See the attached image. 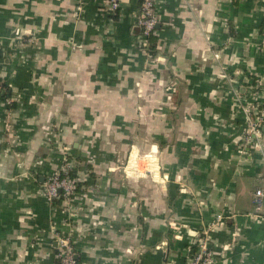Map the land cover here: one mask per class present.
Here are the masks:
<instances>
[{
	"label": "crops",
	"instance_id": "1",
	"mask_svg": "<svg viewBox=\"0 0 264 264\" xmlns=\"http://www.w3.org/2000/svg\"><path fill=\"white\" fill-rule=\"evenodd\" d=\"M139 5L0 0V264H57L60 236L78 264H187L207 228L214 264H264V0H156L152 55Z\"/></svg>",
	"mask_w": 264,
	"mask_h": 264
},
{
	"label": "built area",
	"instance_id": "2",
	"mask_svg": "<svg viewBox=\"0 0 264 264\" xmlns=\"http://www.w3.org/2000/svg\"><path fill=\"white\" fill-rule=\"evenodd\" d=\"M110 12H116L120 6V0H102ZM158 22L156 13V0H140L136 17V26L141 30L142 36L154 32ZM246 128L244 140L251 143L253 151L259 152L262 141V125L264 124V109L254 110L247 106L244 109ZM68 166L61 173L48 175L43 182L44 195L49 199H68L75 191L74 180L67 175ZM254 216L264 217V184L256 186L252 192V209ZM220 217H217V221ZM215 221V222H217ZM211 223L209 227L212 226ZM209 230V228H207ZM203 229L195 235L190 246V255L187 264H214V256L208 245V232ZM55 258L57 264H78L74 248L68 236H60L56 242Z\"/></svg>",
	"mask_w": 264,
	"mask_h": 264
},
{
	"label": "trees",
	"instance_id": "3",
	"mask_svg": "<svg viewBox=\"0 0 264 264\" xmlns=\"http://www.w3.org/2000/svg\"><path fill=\"white\" fill-rule=\"evenodd\" d=\"M156 29V28H155ZM154 29V30H155ZM135 33L136 34H140L141 35V30H140V28L138 27V26H136V24H135ZM156 34H155V31L154 32H152V33H150L149 35H147V36H143V37H145V39H146V45H144V46H146L147 47V52L150 54V55H152V54H154V48H155V40H156V36H155ZM3 92V93H2ZM7 89H6V85H5V83L0 79V96H6V95H8L7 94ZM74 174H75V172H74V170L72 169H70V170H68L67 171V175L72 179V178H74L75 176H74ZM74 180V179H73ZM75 183V186H76V190H78L79 189V184L77 183V182H74Z\"/></svg>",
	"mask_w": 264,
	"mask_h": 264
}]
</instances>
